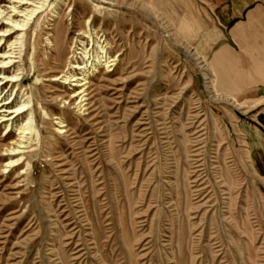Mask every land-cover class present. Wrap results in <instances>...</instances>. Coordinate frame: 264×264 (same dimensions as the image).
Returning <instances> with one entry per match:
<instances>
[{"label": "rangeland", "instance_id": "1", "mask_svg": "<svg viewBox=\"0 0 264 264\" xmlns=\"http://www.w3.org/2000/svg\"><path fill=\"white\" fill-rule=\"evenodd\" d=\"M17 1L0 264H264V0Z\"/></svg>", "mask_w": 264, "mask_h": 264}, {"label": "bare ground", "instance_id": "2", "mask_svg": "<svg viewBox=\"0 0 264 264\" xmlns=\"http://www.w3.org/2000/svg\"><path fill=\"white\" fill-rule=\"evenodd\" d=\"M10 1V0H9ZM20 4H29V0H18ZM14 3V2H13ZM42 6H36L33 9L28 10L25 13H22V15L19 16H25V19L22 23H20L17 20H14L12 17L13 15L17 16V13L19 14L21 11L16 10V6H11V14L6 15L7 13H4L5 11L0 8V28L4 27V29H0V45H3L5 38L7 36H10L11 34L15 33L16 30H21V28H25L31 19L39 12V9ZM16 43V42H15ZM14 43L9 44L8 48H10L9 52L1 53L0 52V126L4 125V134H9L11 130L13 129L14 123H16L17 117L24 113L25 111L29 110V102L27 103H21L19 105L15 104V92L13 91L7 98H5L3 91H9L13 84L18 82V76L16 74H10L8 73L11 69V67L16 63L12 56L14 52ZM1 48V46H0ZM99 48V46H98ZM81 52H78V54L81 55L80 59L81 62H75L71 65V68L73 70H80L81 74L85 73L83 76L75 75V74H65L55 76L51 80H61V83L69 84L72 83L73 86L81 87L84 84H86V77L88 74L86 72H90V68L94 71L98 69V67L103 63L105 67H108L112 64H109L113 60H107L106 58H102L105 55V51L103 48L99 50H95L93 52H89L88 49H80ZM102 53V54H101ZM72 57V56H71ZM75 57V56H73ZM74 59V58H73ZM71 64V62H70ZM86 76V77H85ZM10 84V85H9ZM8 87H10L8 89ZM1 90L2 93H1ZM79 92H74L71 97H77L79 96ZM32 120L30 118L27 119L25 123H22L19 125V127H16V130L18 131V134L20 135L18 137V141L11 142V144L6 145L5 152L8 156L7 161L3 165L4 171H7L9 169L14 168L16 165L20 163V159H13L14 156L18 155L20 153V146L24 145L25 141L28 140L26 137L28 131H30V123ZM61 123V122H59ZM16 126V125H15ZM64 125L60 124V127ZM25 140V141H24Z\"/></svg>", "mask_w": 264, "mask_h": 264}]
</instances>
